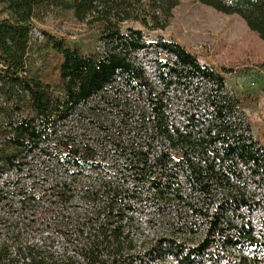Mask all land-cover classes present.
Instances as JSON below:
<instances>
[{
  "label": "trees",
  "instance_id": "obj_1",
  "mask_svg": "<svg viewBox=\"0 0 264 264\" xmlns=\"http://www.w3.org/2000/svg\"><path fill=\"white\" fill-rule=\"evenodd\" d=\"M145 1L0 0V264L264 263V221L257 232L241 213L264 208V146L224 77L178 43L148 76L140 30L120 24L162 28L179 0ZM198 1L264 39V0ZM47 8L98 23L101 51L46 32L30 43ZM147 199L173 206L152 241L135 216Z\"/></svg>",
  "mask_w": 264,
  "mask_h": 264
},
{
  "label": "rangeland",
  "instance_id": "obj_2",
  "mask_svg": "<svg viewBox=\"0 0 264 264\" xmlns=\"http://www.w3.org/2000/svg\"><path fill=\"white\" fill-rule=\"evenodd\" d=\"M132 3L134 4L130 9L142 7V4L137 6L135 2ZM144 8L140 9L139 14L150 16L152 11L148 7ZM120 25L123 31L129 28L140 30L145 46L133 53V57L143 65L148 76L154 81H157L156 67L170 56L161 46L163 42L178 43L191 52L201 64L221 74L225 80V89L240 99L252 136L264 146V39L249 29L239 15L222 13L198 0H179L162 28L153 23L143 25L136 19L124 20ZM35 27L42 33V37L36 42L38 44L45 41L43 32H46L62 37L67 46L76 47L85 55L97 53L102 49L100 25L78 20L70 10L47 8L35 20ZM35 56L38 58V55ZM47 58L49 67L58 60L51 54ZM46 72L51 76L48 80L56 83L57 72L52 73L50 69H46ZM83 115L92 118L86 112H83ZM247 187L249 192H253L255 186L249 183ZM140 210L135 214L140 223L138 238L152 241L168 233L167 221L170 217L166 213L173 210V206L157 207L147 199ZM241 213L259 232L260 224L264 221V208L243 207ZM200 235L195 236V239ZM235 253L225 254L227 258L221 259L217 255L216 262L212 263L237 264L238 255L234 256ZM156 257L147 260L146 264H173L171 255L166 252L163 254L164 259Z\"/></svg>",
  "mask_w": 264,
  "mask_h": 264
},
{
  "label": "built area",
  "instance_id": "obj_3",
  "mask_svg": "<svg viewBox=\"0 0 264 264\" xmlns=\"http://www.w3.org/2000/svg\"><path fill=\"white\" fill-rule=\"evenodd\" d=\"M42 33L40 32V30H38L35 25L32 27L31 31H30V43H33L37 40H39L42 36Z\"/></svg>",
  "mask_w": 264,
  "mask_h": 264
}]
</instances>
